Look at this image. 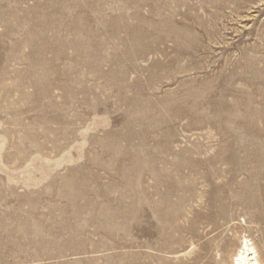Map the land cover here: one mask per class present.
<instances>
[{"label": "rangeland", "instance_id": "rangeland-1", "mask_svg": "<svg viewBox=\"0 0 264 264\" xmlns=\"http://www.w3.org/2000/svg\"><path fill=\"white\" fill-rule=\"evenodd\" d=\"M214 236L264 264V0H0V264Z\"/></svg>", "mask_w": 264, "mask_h": 264}, {"label": "bare ground", "instance_id": "bare-ground-1", "mask_svg": "<svg viewBox=\"0 0 264 264\" xmlns=\"http://www.w3.org/2000/svg\"><path fill=\"white\" fill-rule=\"evenodd\" d=\"M233 245V239L219 236L210 237L202 244L201 251L188 252L183 257L178 258L175 264H229L230 258V263L233 264H261L258 262L255 247L249 243L248 239L242 238L239 248L232 254ZM215 253L220 254L218 260L215 258Z\"/></svg>", "mask_w": 264, "mask_h": 264}]
</instances>
